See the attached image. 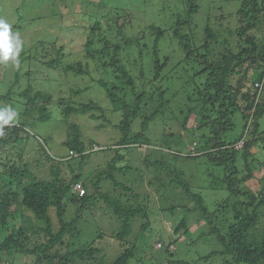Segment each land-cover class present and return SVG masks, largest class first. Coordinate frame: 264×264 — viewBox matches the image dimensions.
<instances>
[{"label":"trees","instance_id":"trees-1","mask_svg":"<svg viewBox=\"0 0 264 264\" xmlns=\"http://www.w3.org/2000/svg\"><path fill=\"white\" fill-rule=\"evenodd\" d=\"M187 1V11L176 18L171 29L173 39L177 41L180 50L174 57L163 52L162 41L165 40L167 31L155 24L146 27L148 35L143 31L135 36H129L126 30L130 14L113 12L111 17L106 19L108 30L102 29L101 21H95L85 32L84 47L87 58L99 61L102 69L110 70L113 74V81L101 79L98 80V84L104 88L113 107L123 114L118 125L122 133L120 148H116V155L101 173L92 175V178L86 181L81 172L74 171L70 166L69 163L73 159L62 161L48 155V161L54 162L50 178L37 177L29 168L32 162L25 160L24 156L26 152L24 141L28 137L25 123L16 122L4 128V134L0 135V151L10 153L17 146L23 147L17 156L4 158L0 153V226L8 227L9 232L5 237L0 236V264H14L13 259L17 255L31 256L33 264H128L134 258L137 252L136 245L134 242H127L132 234V219L135 216L146 218L148 212L145 207L138 205L139 203H135L137 206L134 207L133 203L130 204L120 197L102 193V183L106 179L115 181L113 174L117 168L114 163L122 156L119 153L120 149L130 150L129 148L134 145L149 144L144 134L133 132V124L142 118V126L146 127L147 123L161 113L171 101L166 97L171 89H164L161 85L164 81L171 82L165 74V70L171 64H174L172 69L176 68L181 73L179 75L181 78L174 82L173 89L177 85L187 90L180 111L183 132L187 129V136L196 132L202 133L200 138L204 146L199 149L197 156L205 157L206 162L217 170L222 169L223 177L218 179L216 186L226 187L235 199L232 202L230 198L218 205L215 211H210L203 195L193 190L182 173H169L167 188L170 185L181 188L193 202L191 208L183 209L182 218L172 227V233L177 237L174 242L181 239L184 234L191 235L190 229L193 225L191 216L195 214L197 216L195 220H204L206 223L200 227L201 234L198 239L211 238L220 246L219 251L205 256L206 260L217 255L223 257L224 264H264V183L255 194L243 190L242 186L245 180H249L253 175L250 167V156L255 155L252 152L253 147L260 144L264 147V129H261L260 123L264 117V87L262 89L255 87V84L264 81V40L252 35L253 30L263 21L264 6L261 5L262 0H243L236 14L240 27L233 32L230 31L237 37L234 48L229 46L228 39L224 42L218 40L219 35L212 29L210 21L205 27V42L197 45L192 26L199 12L198 6L195 0ZM147 36L152 38L149 43ZM212 42L226 47L224 53H221L223 51L214 53ZM59 50L58 58L47 63L49 67L56 65L60 67L65 54L63 47ZM131 50H137V58L129 66L122 61V56ZM215 54L221 55L216 57ZM145 62L151 67L148 72L145 70ZM193 64L203 68L193 69V72L187 75ZM64 71L77 75L89 73L88 68L83 70L81 65L75 64L65 67ZM141 80L142 86L139 85ZM147 86H151L150 90H147ZM31 91L32 89H27L20 96L26 101L27 107L34 105L33 107L38 108L36 110L41 113L39 119L47 120L49 113L35 103L38 100L50 101V94L38 91L32 95ZM176 93L175 91L172 97L177 96ZM11 98L12 93L0 96V100L6 102ZM144 102L146 105L158 102L151 116L142 117V114L140 116L141 105ZM95 110L103 111L101 106L91 102L67 107L66 114L85 115ZM238 112L245 119V127L243 134L234 140L229 138V134L234 126V116ZM192 117L194 126L189 125ZM240 142H244L243 147L237 149ZM66 145L82 159L80 170L83 169L82 164L91 155L85 152L88 148L91 149L92 145H85L78 135L67 141ZM190 154L186 156L193 157ZM175 155L181 157L179 154ZM150 161L152 162L149 164L148 160L145 161L147 171L154 164L163 163L157 159ZM41 163L36 161V164ZM60 165L70 169L72 176L69 180L63 176ZM245 172L248 174L240 178ZM160 180V176L155 178L158 184ZM80 182L86 189L84 196H80L75 189V185ZM115 185L122 190H129L131 197L140 196L122 182H116ZM94 201L102 202L111 208L121 223L115 237L125 249L112 262H107L103 256L101 257V250L95 247L94 243L75 246V239L79 235L77 228V222L80 221L79 212L88 209ZM70 205L75 206L77 210L73 219L67 221ZM52 209L55 210L59 222L58 228L55 227L51 216ZM221 214L225 217L224 220L218 217ZM174 242L168 248L171 253L176 250ZM157 246L163 248L160 242ZM172 262L179 261H170V264Z\"/></svg>","mask_w":264,"mask_h":264},{"label":"rangeland","instance_id":"rangeland-1","mask_svg":"<svg viewBox=\"0 0 264 264\" xmlns=\"http://www.w3.org/2000/svg\"><path fill=\"white\" fill-rule=\"evenodd\" d=\"M195 1L199 12L194 18L192 29L193 34L196 35L197 45L205 42V27L210 21L212 29H215L216 34L219 35L218 40L224 42L228 39L229 46L235 48L237 37L230 31L233 32L240 27L236 14L243 0ZM261 5L264 6L263 0ZM187 9V0H0V18L7 20L12 25V30L18 32L23 40L22 51L18 57L19 65L13 66L11 62L0 64V96L12 93L9 101L0 100V108H12L18 113L17 122L25 123L28 137L24 141L26 148L24 156L25 160L32 162L29 168L35 176L50 178L54 162L48 161L49 155L53 159L62 161L73 159L69 163L70 166L74 171L81 172L82 177L89 181L92 175L106 169L116 155V148H120L122 133L118 125L123 114L113 107L104 88L98 84V80L101 79L113 81V74L110 70L102 69L99 61L90 60L86 56L85 32L89 30L91 24L101 21L102 29L108 30L106 19H109L113 12L130 14V22L126 30L129 36H135L143 31L148 35L146 27L155 24L167 31V36L162 41L163 52L174 57L180 50L177 41L173 39L171 29L176 18L184 14ZM262 20L261 25L253 30L252 35L263 41L264 15ZM147 38L148 43L152 41L150 36ZM211 44L214 53L225 51L226 47L214 42ZM60 47H63L65 58L61 61L60 67L57 65L49 67L47 63L54 62L58 58ZM224 51L221 53L223 54ZM220 55L215 54L216 57ZM136 58L137 50H131L123 54L122 61L130 66ZM73 64L81 65L83 70L88 68L89 73L85 75L66 73L64 68ZM173 65L165 70L171 82L164 81L161 84L164 89H171L166 95L171 99L169 104L151 119L146 127L142 126V118L137 119L133 124V132L144 134L149 144L134 145L129 148L130 150L118 149L123 157L121 156L114 163L117 168L113 174L115 181L110 179L103 181L101 191L120 197L130 204L133 203L134 207L137 206L135 203H139L138 205L145 207L148 212L146 218L135 216L132 219V234L127 242H134L137 252L128 264H170V261H179L171 264H224L221 256L205 259V256L219 251L220 246L211 238L198 239L201 234L200 227L206 223L204 220H195L197 217L195 214L191 216L193 221L191 235L184 234L181 239L174 242L177 237L172 233V227L182 218L183 209L191 208L193 202L181 188L171 185L167 188L169 173H182L193 190L203 195L210 211H215L218 205L230 198L232 202L235 199L226 187L216 186L218 179L223 177L222 169L217 170L206 162L205 157L194 156L191 151L194 144L198 143L196 150L198 152L203 148L204 142L200 138L201 132L188 136L187 129L183 132L180 111L187 90L177 85L173 89L174 82L181 78L179 70L172 69ZM202 68L203 66L193 64L187 75L192 73L193 69ZM145 70L148 72L151 67L146 64ZM143 81L147 80L143 79ZM139 85H143L142 80ZM150 87L147 86V90H150ZM27 89H32V95L38 91L50 94V101L38 100L35 103L40 109L44 107L46 113H49L47 120L39 119L41 113L36 110L38 108L33 107L34 105L31 107L25 105L26 101L20 95ZM175 91L177 96L172 97ZM91 102L101 106L103 111L95 110L85 115L66 114L67 107ZM157 104L158 102H151L146 105L144 102L141 105L140 116H151ZM260 123L263 130L264 117ZM189 125H195L194 117ZM244 127L245 119L238 112L234 116V126L229 138L236 140L243 134ZM76 135L82 138L85 145H92V148H88L85 152L91 155L82 164L81 170L82 159H79V155L66 145V142L74 139ZM93 143L98 146L93 147ZM22 147L17 146L10 153L0 151L1 156L4 158L17 156V153L22 151ZM237 148H240V145ZM252 152L255 154L250 156L253 175L249 180H245L242 186L243 190L255 194L264 183V147L261 144L255 146ZM175 154L181 157H176ZM188 154L193 157H187ZM149 159H157L158 162L163 163L154 164L147 171L145 161L148 160L149 164L152 162ZM36 161L42 163L36 164ZM60 169L63 176L69 180L72 176L70 169L65 165H60ZM247 174L248 172L241 174L240 178ZM158 176L161 178L160 184L155 181ZM116 182L130 186L134 193L140 196L131 197V192L116 187ZM76 210L75 206H69L67 221L73 219ZM51 216L55 227L58 228L59 222L53 209ZM79 216L80 221L77 222L79 235L75 239V246L94 243L95 247L101 250V257L103 256L107 262L114 261L124 251L125 246H122L115 237L121 223L113 210L102 202L94 201L88 209L81 210ZM218 217L220 220L225 218L222 214ZM0 228H2L0 236H7L8 227L0 226ZM159 242L163 245L162 249L157 246ZM172 242L176 249L173 253L168 251ZM13 260L14 264H33V258L29 255H17Z\"/></svg>","mask_w":264,"mask_h":264},{"label":"clouds","instance_id":"clouds-1","mask_svg":"<svg viewBox=\"0 0 264 264\" xmlns=\"http://www.w3.org/2000/svg\"><path fill=\"white\" fill-rule=\"evenodd\" d=\"M23 47V40L18 32L12 30V25L5 19L0 18V64H8L11 62L13 66H18L20 61L18 59ZM258 84H255V87L262 89L264 87V81ZM18 113L12 108H0V135H3L5 132V127L12 125L17 122ZM244 142H240L241 149ZM237 145V146H238ZM197 147L195 143L194 147L191 148L194 156H197Z\"/></svg>","mask_w":264,"mask_h":264},{"label":"built area","instance_id":"built-area-1","mask_svg":"<svg viewBox=\"0 0 264 264\" xmlns=\"http://www.w3.org/2000/svg\"><path fill=\"white\" fill-rule=\"evenodd\" d=\"M258 86L260 87L261 86V84H258ZM75 189L79 192V195L80 196H84L85 194H86V189H85V186H84V184L83 183H77L76 185H75Z\"/></svg>","mask_w":264,"mask_h":264}]
</instances>
